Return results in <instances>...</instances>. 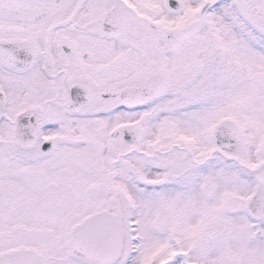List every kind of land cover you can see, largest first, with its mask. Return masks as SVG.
I'll list each match as a JSON object with an SVG mask.
<instances>
[{
    "label": "snow or ice",
    "instance_id": "snow-or-ice-1",
    "mask_svg": "<svg viewBox=\"0 0 264 264\" xmlns=\"http://www.w3.org/2000/svg\"><path fill=\"white\" fill-rule=\"evenodd\" d=\"M0 264H264V0H0Z\"/></svg>",
    "mask_w": 264,
    "mask_h": 264
}]
</instances>
